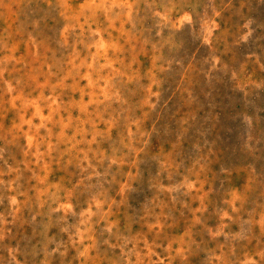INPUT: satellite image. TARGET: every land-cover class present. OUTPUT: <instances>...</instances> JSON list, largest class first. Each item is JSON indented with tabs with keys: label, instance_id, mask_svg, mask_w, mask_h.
<instances>
[{
	"label": "rangeland",
	"instance_id": "obj_1",
	"mask_svg": "<svg viewBox=\"0 0 264 264\" xmlns=\"http://www.w3.org/2000/svg\"><path fill=\"white\" fill-rule=\"evenodd\" d=\"M0 264H264V0H0Z\"/></svg>",
	"mask_w": 264,
	"mask_h": 264
}]
</instances>
